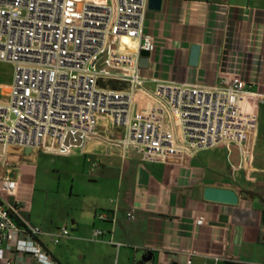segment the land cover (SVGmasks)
<instances>
[{"label": "crops", "instance_id": "0c3cea01", "mask_svg": "<svg viewBox=\"0 0 264 264\" xmlns=\"http://www.w3.org/2000/svg\"><path fill=\"white\" fill-rule=\"evenodd\" d=\"M144 26L155 41L147 65L140 64L146 91L162 81L218 85L229 70L248 81L260 103L258 129L244 148L145 160L136 148L117 145L124 129L103 116L97 135H69L66 152L15 149L9 168L20 173L19 184L14 194L0 192L1 200L16 207L19 222L40 229L34 239L59 264H264V0H163L160 9L148 2ZM194 44L201 47L198 65L190 64ZM105 86L131 88L116 80ZM151 106L140 92L137 111ZM41 153L74 168L69 190L61 180L53 193L38 189ZM219 184L237 191L239 202L205 199L204 188ZM64 227L70 235L55 243ZM2 247L12 264H38L31 254Z\"/></svg>", "mask_w": 264, "mask_h": 264}, {"label": "built area", "instance_id": "2783aa9c", "mask_svg": "<svg viewBox=\"0 0 264 264\" xmlns=\"http://www.w3.org/2000/svg\"><path fill=\"white\" fill-rule=\"evenodd\" d=\"M148 2L0 0V61L15 66L9 102L0 103V192L17 190L20 173L4 176L15 149L66 152L62 144L69 135H97L103 116L124 129L117 145L125 151L136 148L145 160L191 159L211 148H244L258 129L260 97L235 71L222 72L218 85L162 81L152 92L144 89L141 51L155 48L144 26ZM110 80L128 82L131 88L105 86ZM140 92L150 97L149 110L137 111ZM40 232L19 222L16 207L0 198L3 264H12L3 243L31 254L38 264H59L34 239ZM68 235L64 227L52 240L59 243Z\"/></svg>", "mask_w": 264, "mask_h": 264}, {"label": "rangeland", "instance_id": "374dc122", "mask_svg": "<svg viewBox=\"0 0 264 264\" xmlns=\"http://www.w3.org/2000/svg\"><path fill=\"white\" fill-rule=\"evenodd\" d=\"M101 1V0H96ZM15 66L11 62L0 61V100L9 101L11 88L14 80ZM261 130L264 131V108L260 115ZM264 140V134H262ZM261 144V143H260ZM38 176V189H48L50 193L58 190L61 182L69 190L72 181V173L75 172L65 159L51 154H39L36 163ZM78 172V171H77ZM76 174V172H75ZM79 174L77 173V179Z\"/></svg>", "mask_w": 264, "mask_h": 264}, {"label": "water", "instance_id": "95a60500", "mask_svg": "<svg viewBox=\"0 0 264 264\" xmlns=\"http://www.w3.org/2000/svg\"><path fill=\"white\" fill-rule=\"evenodd\" d=\"M163 0H149V7L153 9H160L162 5ZM200 52L201 47L199 44H194L191 49V57H190V64L191 65H198L199 59H200ZM150 51L142 50L141 51V66L147 65V60L150 56ZM104 57H106V53L104 54ZM235 148H232L234 151L232 155V159L235 155ZM28 152H30L32 149L27 148ZM0 176H2V172L0 170ZM5 177L14 178L16 176V171L8 170L4 173ZM246 195V193H245ZM204 198L210 201H216V202H223L228 204H237L239 202L240 196L237 191L231 188L223 187L221 184L218 186H206L204 188ZM178 264V263H174Z\"/></svg>", "mask_w": 264, "mask_h": 264}]
</instances>
